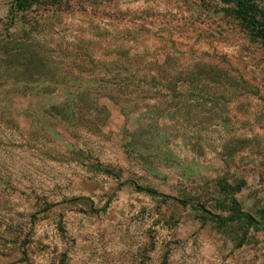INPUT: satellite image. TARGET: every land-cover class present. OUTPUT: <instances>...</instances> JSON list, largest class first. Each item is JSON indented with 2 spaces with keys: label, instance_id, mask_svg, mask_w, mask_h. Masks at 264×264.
I'll use <instances>...</instances> for the list:
<instances>
[{
  "label": "rangeland",
  "instance_id": "obj_1",
  "mask_svg": "<svg viewBox=\"0 0 264 264\" xmlns=\"http://www.w3.org/2000/svg\"><path fill=\"white\" fill-rule=\"evenodd\" d=\"M12 1L0 0V40L14 34L2 45L29 39L66 86L73 83L67 65L89 59L118 60L140 77L166 59L178 70L202 60L248 86L216 95L210 87V115L206 107L159 109L149 104L169 99L147 103L144 89L128 115L105 98L110 118L92 132L49 116L48 107L65 97L61 90L33 96L12 81L19 124L14 145L0 150V264H264V43L234 20V3L47 0L10 25ZM183 114L190 116L183 121ZM136 130L143 134L134 140ZM229 205L257 223L212 218L233 215Z\"/></svg>",
  "mask_w": 264,
  "mask_h": 264
},
{
  "label": "trees",
  "instance_id": "obj_2",
  "mask_svg": "<svg viewBox=\"0 0 264 264\" xmlns=\"http://www.w3.org/2000/svg\"><path fill=\"white\" fill-rule=\"evenodd\" d=\"M46 1L13 0L10 13L13 14L14 20L10 25L15 24L17 15L28 12L33 7L44 5ZM51 1L56 4L61 0ZM224 1L234 3L231 13L234 20L248 31L252 37L264 43V8L257 4L256 0ZM9 29L8 27L5 31ZM7 34L9 36L6 40H4V37L0 40V57L3 60V63H0V150H6V148L13 146L15 140L13 135L18 134L15 125L19 122L14 116V100L9 93V90H12L7 88L12 81L13 86H23V89L26 90L16 88V91L28 94L32 89V91H35V93L32 92L33 96L37 95L36 92L52 95L61 90L65 97L48 107L50 112L47 113L49 116H55L68 126L75 127L76 130L82 125L92 132L99 131L110 118L109 107L102 102L105 98L120 105L122 112L128 115L131 106L138 103L141 90L144 89V92H146L144 99H148L147 103L150 99H161V97L169 99L171 103L149 104L157 106L159 109L173 107L177 109L179 114V112L181 113L192 107L194 109L204 108V110L206 107L205 111L210 115L212 106L207 103V100L214 97V92L212 93L210 87H215L216 95L218 91L225 93L226 90L230 91L231 89L234 91L237 89L245 90V87L248 86L247 80L239 75L232 74L229 68L198 60L189 65L188 68L178 70L168 66V59L164 60L161 66L158 67L159 70H151L150 73L144 74V77L138 76L131 67L128 68L122 65L118 60H112L109 63L101 62L96 65H93L92 59L84 60L82 61L83 66L79 64L67 65L70 70L68 75L73 76V83L66 86L69 82L66 84L63 79H56V74H51L48 67H43V63L47 62V55L43 50L39 49L29 39H25V35H22L25 40H13L14 42H9L7 46L2 45L4 41L14 38L13 33L7 32ZM88 67H91V69L88 70ZM13 69H16V73L18 71L19 73L12 75ZM84 75H87V77ZM26 113L30 117L33 115L31 111H26ZM188 116L190 115L183 114L184 120H182L185 121ZM144 129L148 130L145 127ZM138 132L136 130L132 135L134 140L143 134L139 135ZM145 134H149V132H144ZM136 148L137 143L135 146L132 145L130 151L134 152ZM125 183H130L137 191L160 198L163 201L171 200L181 204L187 203L186 200L146 188L134 181ZM244 183V180H240L236 188H231L229 191L224 188L223 191H228L234 196L235 193L242 190L241 185ZM225 186H229V184ZM232 199L233 204H238L236 199ZM228 207L230 210L233 209L232 205ZM233 210L234 214L229 217L212 212L211 215L215 221L221 224L239 220H244L250 224L257 223L256 218L250 212L236 211L235 208Z\"/></svg>",
  "mask_w": 264,
  "mask_h": 264
}]
</instances>
